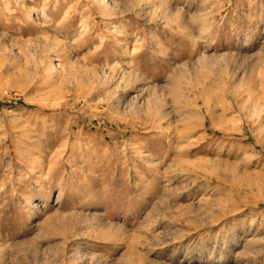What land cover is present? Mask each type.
<instances>
[{"label": "rangeland", "instance_id": "374dc122", "mask_svg": "<svg viewBox=\"0 0 264 264\" xmlns=\"http://www.w3.org/2000/svg\"><path fill=\"white\" fill-rule=\"evenodd\" d=\"M0 264H264V0H0Z\"/></svg>", "mask_w": 264, "mask_h": 264}]
</instances>
